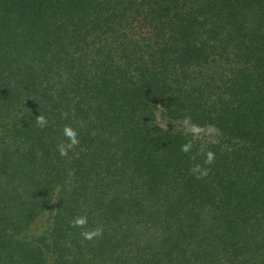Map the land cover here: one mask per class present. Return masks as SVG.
Listing matches in <instances>:
<instances>
[{
  "label": "trees",
  "instance_id": "16d2710c",
  "mask_svg": "<svg viewBox=\"0 0 264 264\" xmlns=\"http://www.w3.org/2000/svg\"><path fill=\"white\" fill-rule=\"evenodd\" d=\"M0 264H264V0H0Z\"/></svg>",
  "mask_w": 264,
  "mask_h": 264
},
{
  "label": "clouds",
  "instance_id": "9594fccd",
  "mask_svg": "<svg viewBox=\"0 0 264 264\" xmlns=\"http://www.w3.org/2000/svg\"><path fill=\"white\" fill-rule=\"evenodd\" d=\"M36 123H38L41 127H46L47 126V119L44 116L39 115L36 118ZM183 124L185 126V130L190 131L193 134H198L201 131V129L198 126L191 123L190 117H186L183 121ZM63 135L68 139L69 143L66 145L63 143L58 145L57 150L59 151L61 156L67 155L68 150L71 149L73 146H75L78 143L77 133L71 127L66 126L63 130ZM190 147H191V145H184V146H182L181 150L183 152L187 153L190 150ZM213 161H214V154L212 152H208L207 153V160L205 162L210 165L213 163ZM191 171L194 174L199 173V175H197V179L201 178L202 176L208 175V171L202 170L199 165L194 167ZM86 224H87V218L86 217H77L72 221V225L74 227H83ZM101 234H102L101 229H97L96 231L91 232V233L90 232H82L81 233V235L85 239H89V240L92 239L94 236H100Z\"/></svg>",
  "mask_w": 264,
  "mask_h": 264
}]
</instances>
